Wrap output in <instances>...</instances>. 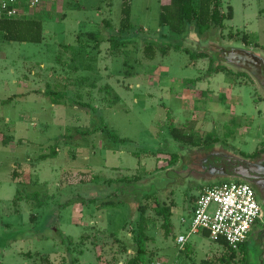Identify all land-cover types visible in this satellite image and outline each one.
Returning <instances> with one entry per match:
<instances>
[{"label":"rangeland","instance_id":"1","mask_svg":"<svg viewBox=\"0 0 264 264\" xmlns=\"http://www.w3.org/2000/svg\"><path fill=\"white\" fill-rule=\"evenodd\" d=\"M121 2L81 0L83 9L53 1L36 14L40 44L10 43L0 33V264H125L134 256L140 207L150 239L147 264H241V251L229 261V249L201 234L183 248L176 243L188 227L181 222H188L191 198L221 182L253 188L261 216L245 252L249 264H263L264 183L221 175L216 159L264 149V79L244 70L239 79L206 77L208 60L189 65L180 51L144 58L146 43L169 40L158 26V0H131L132 29L123 34L129 41L112 51L106 38L117 33ZM221 2L224 12L232 8L225 28L199 39L190 25L183 47L214 54L233 73L241 70L221 49L250 53L264 67V0ZM87 33L104 41L96 45ZM46 90L66 99L54 104ZM241 114L250 129L244 138L232 136ZM168 117L198 144L172 139ZM209 133L218 140L208 150ZM53 149L56 157L43 159ZM162 203L172 205L167 237L156 213Z\"/></svg>","mask_w":264,"mask_h":264},{"label":"trees","instance_id":"2","mask_svg":"<svg viewBox=\"0 0 264 264\" xmlns=\"http://www.w3.org/2000/svg\"><path fill=\"white\" fill-rule=\"evenodd\" d=\"M159 15L158 26L167 28L169 40L167 43L157 45L156 43H146L143 47L144 58L153 60L156 57L157 51L161 57L167 55L170 51H180L188 55L190 62L189 65H195L198 60L207 59L208 64L205 71L206 77H211L218 73L234 74L237 79L245 76L243 73H233L223 64H219L217 58L213 55H207L206 53H195L183 47V42L188 35L189 27L192 26V31L195 36L202 39L208 35V33L214 29L223 30L225 28L224 22L232 19V8L226 7V12L222 10L221 0H159ZM131 0H123L121 3V19L117 33L106 38V41L110 44V49L118 50L125 46L129 40L123 39V34H128L132 29L130 20L131 16ZM33 17L30 19H0V33L7 42H19V43H34L40 44L43 40V28L42 20ZM92 39L99 42H103L104 39L99 35L93 33H87ZM178 39V40H177ZM195 80H200L198 77ZM194 81V80H192ZM49 88V87H48ZM46 97H49L54 104H59L60 100L66 99L65 94L46 90L44 91ZM14 98L7 99L9 102ZM73 103V101H70ZM82 108H87L86 103H77ZM169 118V131L168 134L172 139L180 143L198 144L190 134H183V128L175 126L172 117ZM118 140V139H116ZM126 139H120L121 142H125ZM217 137L213 133H209L204 139V148L212 149V146L217 142ZM245 157L257 158L261 154H264V149L256 151L254 154L246 155L241 153ZM56 151L53 149L50 155H43V159L56 157ZM91 180V179H90ZM197 197H192L191 201H196ZM194 207V205H193ZM193 207H191V214ZM141 213L139 221L132 227L133 233V248L134 256L129 259L125 264H147V243L150 240L145 227V217L143 214V208H139ZM172 205H166L162 203L157 205L156 213L162 218V229L164 235L167 237L171 232V217H172ZM206 237L207 233L204 234ZM245 243L238 246L236 250L229 248L222 240H219L217 244H220L230 250L229 261L235 259L237 251L242 252L241 264H249L248 253L245 252ZM228 261V262H229ZM264 264V263H263Z\"/></svg>","mask_w":264,"mask_h":264},{"label":"built area","instance_id":"3","mask_svg":"<svg viewBox=\"0 0 264 264\" xmlns=\"http://www.w3.org/2000/svg\"><path fill=\"white\" fill-rule=\"evenodd\" d=\"M55 0H0V19H30ZM261 208L253 188L246 182H221L197 196L188 227L176 238L180 248L199 234L214 243L222 240L236 250L260 219Z\"/></svg>","mask_w":264,"mask_h":264},{"label":"water","instance_id":"4","mask_svg":"<svg viewBox=\"0 0 264 264\" xmlns=\"http://www.w3.org/2000/svg\"><path fill=\"white\" fill-rule=\"evenodd\" d=\"M221 54L228 64L248 71L258 81H260V79H264V67H262L260 61L254 55L246 52L224 49H221ZM217 159V167L218 165H221L223 167H227L229 165V169H227L226 171L228 175L240 177L248 181L249 179H264V174L257 167L258 164H240L237 163L235 159L230 158H225L223 160H220V158ZM217 169L218 171L222 170L221 167H218ZM250 174H254L253 178H250L252 177Z\"/></svg>","mask_w":264,"mask_h":264},{"label":"crops","instance_id":"5","mask_svg":"<svg viewBox=\"0 0 264 264\" xmlns=\"http://www.w3.org/2000/svg\"><path fill=\"white\" fill-rule=\"evenodd\" d=\"M80 1L81 0H69V3L68 4H70V2H72V3H75V4H79V5H81L80 4ZM123 1V0H122ZM159 1V0H158ZM122 3V2H121ZM158 4H159V2H158ZM71 6V5H70ZM81 6H83V5H81ZM71 9H73V8H71ZM83 9H85V7L83 6ZM97 9H99V7H97ZM82 10V9H81ZM74 12H75V10H74ZM120 19H121V14H120V17H119V20H118V26H119V23H120ZM102 20H104V19H102ZM74 21H75V23L77 24V23H80V20L78 19V18H75L74 19ZM111 36V35H110ZM109 37V36H108ZM2 56V55H1ZM227 67V66H226ZM227 68H229V67H227ZM239 70H241V71H239V72H242L243 70L242 69H239ZM245 71V70H244ZM245 72H247V71H245ZM249 73V72H248ZM197 79V78H196ZM194 81V84H195V82H197L198 80H195V79H193ZM252 83H254L255 84V81H254V79L252 78ZM190 84H191V82H190ZM189 84V85H190ZM27 92H29V91H27ZM27 92H25V93H18V94H13V95H11L10 97H13L14 96V98H13V101H15L16 99H22L24 96H26V95H29V94H27ZM33 94V93H32ZM225 94V96L227 97V98H229L228 97V95H227V92L226 93H224ZM229 94V93H228ZM9 97V98H10ZM12 101V102H13ZM233 114V113H232ZM245 114H241V116H239V117H237V118H239V121H240V124L238 125V127H237V129L234 131V134L232 135V136H239V137H241V138H244V136H248L249 135V132H250V129H249V124H247L248 123V121L246 120V118H245V116H244ZM237 118H235L236 120H237ZM235 119H234V117H232L231 119H230V123H232V122H234L235 121ZM246 121V122H245ZM246 125H245V124ZM242 141V140H241ZM224 143H225V141H224ZM242 143H244V142H242ZM223 144V143H222ZM212 148H213V146H212ZM258 150H260V149H256L252 154H254L256 151H258ZM242 152H240V155L241 156H239V157H237V156H231V155H228V154H223V153H221V154H219V156L217 155V157H219L220 158V160H223V159H225V158H230V159H235L236 160V162L237 163H240V164H242V163H250V164H252L249 160H248V158H246L245 156H243L242 154H241ZM248 155H251V154H248ZM261 158H264V154H261L260 156H258L257 158H256V160H261ZM216 160H218V159H216ZM261 163H264L263 161L261 162ZM261 163H257L258 164V168L260 169V171L264 174V170L262 169V164ZM262 184L264 183V179L262 180V182H261ZM190 215L191 214H189V217H188V222H186L185 220V218L184 219H182V224H183V226H187V223H189V218H190ZM185 229L186 228H184V230H183V232L185 231ZM182 232V233H183ZM179 235H181V234H179ZM178 235V236H179ZM200 235V234H199ZM202 236H205L204 234H201ZM177 236V237H178ZM206 237V236H205ZM208 238V237H207Z\"/></svg>","mask_w":264,"mask_h":264},{"label":"flooded vegetation","instance_id":"6","mask_svg":"<svg viewBox=\"0 0 264 264\" xmlns=\"http://www.w3.org/2000/svg\"><path fill=\"white\" fill-rule=\"evenodd\" d=\"M218 167H221V169L222 170H219V172L222 174V175H228V173L226 172L227 171V169H229V165L227 166V167H223V166H221V165H218ZM252 177H250V178H253V175L252 174H250ZM249 181L251 182V183H253V184H256V185H258L259 186V183H261L262 182V179H260V178H258V179H249Z\"/></svg>","mask_w":264,"mask_h":264}]
</instances>
